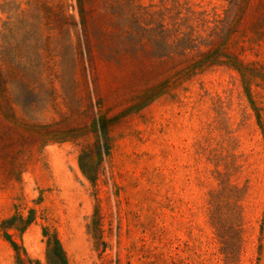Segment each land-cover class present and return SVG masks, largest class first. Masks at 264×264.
I'll return each mask as SVG.
<instances>
[{
  "label": "rangeland",
  "instance_id": "1",
  "mask_svg": "<svg viewBox=\"0 0 264 264\" xmlns=\"http://www.w3.org/2000/svg\"><path fill=\"white\" fill-rule=\"evenodd\" d=\"M44 228L68 264H264V0H0V264H51Z\"/></svg>",
  "mask_w": 264,
  "mask_h": 264
},
{
  "label": "trees",
  "instance_id": "2",
  "mask_svg": "<svg viewBox=\"0 0 264 264\" xmlns=\"http://www.w3.org/2000/svg\"><path fill=\"white\" fill-rule=\"evenodd\" d=\"M32 221H33V219L28 221V224H30ZM18 222H20V223L23 222L22 217H19V216L13 217L11 220L8 221L9 228H15V229L18 228L17 227ZM5 236L7 238H9L8 233H5ZM43 237L46 239L47 262H49L51 264H68L65 253L62 249V246H61L57 236L55 234H49L48 229L44 228L43 229ZM10 243L16 252L17 260H21L18 247L11 240H10Z\"/></svg>",
  "mask_w": 264,
  "mask_h": 264
}]
</instances>
